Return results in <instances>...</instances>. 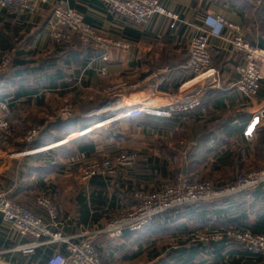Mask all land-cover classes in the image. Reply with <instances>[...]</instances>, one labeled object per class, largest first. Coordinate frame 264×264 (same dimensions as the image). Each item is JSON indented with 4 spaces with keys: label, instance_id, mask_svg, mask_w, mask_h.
I'll list each match as a JSON object with an SVG mask.
<instances>
[{
    "label": "crops",
    "instance_id": "obj_1",
    "mask_svg": "<svg viewBox=\"0 0 264 264\" xmlns=\"http://www.w3.org/2000/svg\"><path fill=\"white\" fill-rule=\"evenodd\" d=\"M59 2L82 15L98 34L127 47L109 49L103 62L101 51L80 49L76 38L55 43L49 22ZM161 5L178 17L173 28L171 19L162 15L135 26L98 0H48L24 14L0 9V50L22 63L0 76V103L9 108V129L0 132V189L73 243L92 241L103 264L143 258L145 246L151 244L139 245L140 233L110 239L96 232L138 203L139 193H153L171 183L177 166L188 165L182 170L190 180L205 175L214 186L227 183L241 169L264 167V156L257 161V154L247 148L249 154L240 153L242 145L252 149L257 131L264 129V119L258 117L264 108V84L255 97L235 89L243 56L232 50L231 34L223 32L208 42L210 67L220 73V87L201 94L204 113L196 109L170 118L121 117L132 106L167 102L191 79L187 46L211 14L238 25L244 40L264 52V0H161ZM120 83L126 85L122 92L110 99L103 96L106 87ZM66 104L73 112L62 117L59 110ZM33 128L39 134L31 151L17 154L25 149L24 137ZM123 151L137 153L133 167L78 181L81 168ZM38 196L55 203L57 221L51 222L36 205ZM27 240L10 232L0 218L1 263L45 264L54 249L68 253L60 244L43 247L31 257L10 252ZM172 241L173 246L163 249H175ZM163 249L150 250L145 256L149 263L163 258ZM224 252L217 262L206 247L191 255L187 246L183 256L178 253L167 264H247L233 247Z\"/></svg>",
    "mask_w": 264,
    "mask_h": 264
},
{
    "label": "built area",
    "instance_id": "obj_2",
    "mask_svg": "<svg viewBox=\"0 0 264 264\" xmlns=\"http://www.w3.org/2000/svg\"><path fill=\"white\" fill-rule=\"evenodd\" d=\"M98 1L105 4L111 13L135 26L148 24L154 15H162L171 19L170 28H173L178 21L176 15L161 5V0ZM47 3L48 0H0V9H14L24 14L33 10L37 5ZM209 18L219 20L222 23V28L218 34H213L212 24L207 23L190 39L187 46L186 65L191 74V79L182 84L176 93L170 95L167 102L158 105L135 106L134 109L126 110L121 117L135 118L134 116L148 115L170 118L172 113L190 112L196 109L204 113L206 109L202 105L201 94L207 90L220 87V73L210 67L207 46L212 37H220L223 32L231 34L230 45L232 50L243 56V63L237 69L239 79L235 84V89L245 97L258 95L261 84H264V65H262L264 64V52L244 40L238 25L217 14H211L208 20ZM49 35L56 42H68L76 36L82 49L101 51L100 59L103 62L108 61L109 49L127 47L118 41L99 36L95 29L84 21L82 15L64 8L60 2L52 9ZM10 63L11 57L0 51V75L9 71ZM105 71L104 67L100 68L101 73H105ZM199 78L202 79L196 82ZM120 86L122 89L126 88L124 83H120ZM119 92L120 89L109 87L106 94L110 99L118 95ZM7 114H9L8 106L5 103H0V115L4 118L0 119V128L4 130L9 128V123L5 120ZM70 114L71 110L65 109L63 111V115ZM258 117L264 119V108L259 111ZM34 135L35 133L28 138V149L33 142L32 137ZM137 159L138 155L134 151H123L111 158L93 162L81 168L78 181L86 183L96 176H111L117 169L133 167ZM262 182H264V169L244 176L239 175L232 185L226 187H214L208 182H191L183 177L178 179L176 184L160 188L153 193H139L137 195L138 203L131 206L124 214L109 220L96 233L110 239L120 238L125 232L139 233L156 216L167 211L186 205L208 203L219 200V198L230 197L249 191ZM35 202L38 207L45 210L51 222L57 221V206L50 198L38 196ZM0 218L10 232L19 238L28 239L16 245L10 252L31 257L40 248L60 244L65 246L68 253L64 255L54 249L46 258L45 264H103L92 241L85 240L81 243H73L71 238L53 231L47 222L33 214L26 206L13 201L4 189H0ZM225 238L244 242V249L247 252L264 258V235H252L249 232L241 233L230 228L204 232L199 234L195 241L207 244L211 241L219 242ZM0 264L3 263L0 262Z\"/></svg>",
    "mask_w": 264,
    "mask_h": 264
},
{
    "label": "trees",
    "instance_id": "obj_3",
    "mask_svg": "<svg viewBox=\"0 0 264 264\" xmlns=\"http://www.w3.org/2000/svg\"><path fill=\"white\" fill-rule=\"evenodd\" d=\"M54 42L63 44L67 41ZM77 45H79L78 42ZM1 52L8 54L5 51ZM19 65H22L21 61L11 59L10 69L14 68L15 71ZM256 136L258 137L257 145L252 146V151L257 153L258 156L263 155L264 129L257 131ZM246 148H248L247 145H242L240 150L244 151ZM6 192L8 193V191ZM9 197L12 200L14 199L13 195ZM228 228H233L235 231L241 233L249 232L252 235H264V182L249 191H244L228 198L208 203L186 205L158 215L147 227L139 232L138 241L139 245H142L143 242L154 245L155 242L163 240L166 237L175 239L177 247L175 249L169 248L168 251L163 249L165 252L164 258L159 259L155 264H167L168 260L174 259L178 253L177 256H183L187 246L191 255H196L206 247L209 254L214 257V261L217 262L224 257L226 248L233 247L234 251L238 252L240 258L244 259L247 264H264L263 257L252 255L242 248V245L228 238L217 243L211 241L205 247L199 241L193 242L190 240L192 235L198 232L219 231ZM125 233L131 236L138 234ZM38 250L36 253H39ZM152 251L155 250L152 249ZM50 254H47V257ZM157 256L158 254H153V258Z\"/></svg>",
    "mask_w": 264,
    "mask_h": 264
},
{
    "label": "rangeland",
    "instance_id": "obj_4",
    "mask_svg": "<svg viewBox=\"0 0 264 264\" xmlns=\"http://www.w3.org/2000/svg\"><path fill=\"white\" fill-rule=\"evenodd\" d=\"M98 34V33H97ZM99 36H101L102 38H108V37H106V36H103V35H100V34H98ZM74 38H76V36L75 37H73V39ZM72 39V40H73ZM110 39V38H109ZM76 40H77V42H78V44L80 45V43H79V40H78V38H76ZM112 40V39H111ZM100 44H101V42H100ZM78 45V47L81 49L82 47H80ZM8 55L11 57V59L13 58L12 56H11V54H9L8 53ZM9 70H10V67H9ZM216 71V70H215ZM9 72V71H8ZM7 73H5L4 75H6ZM202 78H199V79H197L196 80V82H198V81H200ZM196 82H194V83H196ZM190 85H192V84H190ZM189 85V86H190ZM109 87H116V88H118V89H120V91L122 90V88H121V86H120V84H118V85H115V86H109ZM109 87H106L103 91H102V93H103V96L105 97V98H109L108 96H107V89L109 88ZM186 87H188V86H186ZM163 103H164V101H162ZM162 102H160V103H162ZM146 104H148V103H145V105ZM159 103H151V104H149V105H158ZM135 108V106H132L131 108H128V109H134ZM65 109H68V110H71V114L70 115H72V112H73V106L71 105V104H66V105H64L60 110H59V115L60 116H62V117H69L70 115H63V111L65 110ZM127 109V110H128ZM8 115L9 114H7L6 115V117H8ZM134 117H136V118H139L140 116H134ZM0 119L2 120V119H4V118H2V116L0 115ZM130 119V118H129ZM5 120H7L8 121V119L7 118H5ZM8 123H9V121H8ZM7 130L5 129H3V128H0V132H6ZM33 133H35V135L32 137L33 139V141H34V139H36V137L38 136V134H39V129H36V128H33V129H31L27 134H26V136L24 137V145H25V149H23L21 152H19V153H17V154H21V155H23L24 153H28V152H30L31 151V149H28V146H27V143H28V138L33 134ZM257 141L258 140H255V141H253V145H257ZM250 144V143H249ZM248 144V145H249ZM251 145V148H252V144H250ZM247 149H249L250 151H252V149H250V148H247ZM187 152V149L185 150V152L184 153H186ZM247 152L248 151H246V150H244V151H241L240 150V153H244V156H245V154L247 155ZM253 153H254V151H252ZM2 153L3 152H1L0 151V155H2ZM184 153H182L183 155H184ZM250 153V152H249ZM4 154H6V153H4ZM254 154H257V153H254ZM264 156V153H263V155L261 154V155H259L258 156V154L256 155V160L257 161H259V157H263ZM242 159V158H241ZM183 166L184 167H188V165H185V164H182V166L181 167H178L177 166V168H176V174H175V178H174V180L171 182V183H169V184H167V185H165V186H163V187H166V186H168V185H174V184H176V182L178 181V179H180V178H183V177H185L186 179H188L189 181H191V182H208V183H210L211 185H213L214 186V184H213V181L210 179V178H208V177H206L205 175H203L202 177H200L199 176V178L198 179H195L194 181L193 180H190L189 178H188V175L187 174H185L184 172H183V170H182V168H183ZM189 168V167H188ZM233 168H235V167H233ZM264 169V167L262 168V169H260V170H253V171H248V169H241V170H239V171H236V172H234V174H233V176H232V179L231 180H225V182H227V183H224V184H221V185H217V186H214V187H226V186H230V185H232L234 182H235V180H236V178L239 176V175H247V174H249V173H252V172H257V171H262ZM162 187V188H163ZM220 189V188H219ZM224 198H228V197H223V198H219V200H221V199H224ZM177 209V208H176ZM174 210V209H173ZM170 211H172V210H170ZM168 212V211H167ZM166 213V212H165ZM162 215V214H161ZM228 229H230V228H228ZM231 229H233V228H231ZM202 233H204V232H198V233H195L194 235H192V241L194 240H196L197 239V237L199 236V234H202ZM173 239L172 238H169V237H166V238H164L163 240H160V241H157V242H155V244H154V246L153 245H150L149 247H146L145 246V248L146 249H144L145 250V255L143 256V258L142 259H138V260H136V262H134V263H130V264H154V263H149V261L146 259V255H148V257L150 256V250H152V249H154V250H157V248H158V250L157 251H162V249H163V246H166L167 248L170 246V245H173V241H172ZM231 240H233L234 242H236V243H239L240 245H242V248H244V246H245V243L244 242H242V241H240V240H236V239H231ZM148 241H150V240H148ZM215 243H217V242H215ZM143 244H145L146 245V243L145 242H143ZM142 244V245H143ZM205 245H209V243H207V244H205ZM157 247V248H156ZM259 249V248H258ZM151 255H152V253H151ZM164 258V257H163ZM160 259H162V258H160ZM158 261V260H157Z\"/></svg>",
    "mask_w": 264,
    "mask_h": 264
},
{
    "label": "clouds",
    "instance_id": "obj_5",
    "mask_svg": "<svg viewBox=\"0 0 264 264\" xmlns=\"http://www.w3.org/2000/svg\"><path fill=\"white\" fill-rule=\"evenodd\" d=\"M206 23H210L213 26V34H218L220 29L222 28V23L219 20H213L212 18H209Z\"/></svg>",
    "mask_w": 264,
    "mask_h": 264
}]
</instances>
